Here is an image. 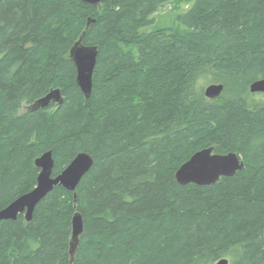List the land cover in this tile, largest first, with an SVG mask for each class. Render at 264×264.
<instances>
[{
    "label": "trees",
    "instance_id": "trees-1",
    "mask_svg": "<svg viewBox=\"0 0 264 264\" xmlns=\"http://www.w3.org/2000/svg\"><path fill=\"white\" fill-rule=\"evenodd\" d=\"M169 1L0 0V209L35 186L41 153L52 176L93 159L74 193L56 185L31 220L0 221V264H70L75 211L71 264H264V94L248 89L264 77V0H185L158 27ZM82 33L98 49L88 99L69 56ZM210 83L223 85L213 99ZM55 88L61 104L28 109ZM210 146L243 168L179 184Z\"/></svg>",
    "mask_w": 264,
    "mask_h": 264
},
{
    "label": "water",
    "instance_id": "water-1",
    "mask_svg": "<svg viewBox=\"0 0 264 264\" xmlns=\"http://www.w3.org/2000/svg\"><path fill=\"white\" fill-rule=\"evenodd\" d=\"M83 3L98 6L103 0H80ZM93 20L87 18L86 26ZM83 33L69 49V56L76 69V84L86 99L91 95L92 76L96 65L98 49L96 46H89L82 43ZM223 89L221 83H210L204 87L205 97L213 99L218 97ZM250 93L264 94V77L252 81L248 86ZM62 94L58 88L49 90L45 95L36 99L28 109L36 110L45 108L50 103L61 104ZM35 166L39 169L35 186L28 192L18 196L6 207L0 209L1 220H14L19 213H24L27 221L31 220L36 204L42 200L56 185L72 191L80 179L89 171L93 164L92 157L86 152H80L67 164V166L56 176H52L54 159L52 151L47 150L34 160ZM243 168L241 157L234 153H215L213 147H205L194 152L175 172L176 181L181 184L193 183L204 186L216 183L221 177H231ZM71 236L69 241V262L74 260V255L79 242V236L83 231L82 216L78 211L72 214ZM228 260L221 258L215 264H227Z\"/></svg>",
    "mask_w": 264,
    "mask_h": 264
},
{
    "label": "rangeland",
    "instance_id": "rangeland-1",
    "mask_svg": "<svg viewBox=\"0 0 264 264\" xmlns=\"http://www.w3.org/2000/svg\"><path fill=\"white\" fill-rule=\"evenodd\" d=\"M185 0L177 1L172 0L163 3L159 6L158 11L155 14V25L158 27H169L177 23L176 15L187 7ZM263 94V93H261ZM260 94L255 93V97L258 98Z\"/></svg>",
    "mask_w": 264,
    "mask_h": 264
},
{
    "label": "flooded vegetation",
    "instance_id": "flooded-vegetation-1",
    "mask_svg": "<svg viewBox=\"0 0 264 264\" xmlns=\"http://www.w3.org/2000/svg\"><path fill=\"white\" fill-rule=\"evenodd\" d=\"M24 106H26V105H24Z\"/></svg>",
    "mask_w": 264,
    "mask_h": 264
}]
</instances>
